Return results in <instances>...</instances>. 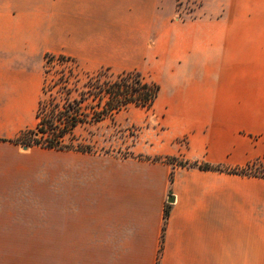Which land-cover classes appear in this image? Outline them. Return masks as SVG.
<instances>
[{"label":"crops","instance_id":"obj_1","mask_svg":"<svg viewBox=\"0 0 264 264\" xmlns=\"http://www.w3.org/2000/svg\"><path fill=\"white\" fill-rule=\"evenodd\" d=\"M46 53L149 75L148 142L12 141L35 126ZM165 157L264 165V0H0V264H264V170Z\"/></svg>","mask_w":264,"mask_h":264},{"label":"trees","instance_id":"obj_2","mask_svg":"<svg viewBox=\"0 0 264 264\" xmlns=\"http://www.w3.org/2000/svg\"><path fill=\"white\" fill-rule=\"evenodd\" d=\"M52 69L57 73L55 81L48 76ZM158 91L159 85L137 70L113 72L109 67H101L89 72L81 69L72 57L46 53L35 126L22 130L12 141L24 147L36 145L53 149H79L72 143L77 126L100 122L130 105L149 109ZM164 159L200 169L255 174L248 170L249 164L222 168L203 162H178L175 157ZM167 213L165 209L164 221Z\"/></svg>","mask_w":264,"mask_h":264},{"label":"rangeland","instance_id":"obj_3","mask_svg":"<svg viewBox=\"0 0 264 264\" xmlns=\"http://www.w3.org/2000/svg\"><path fill=\"white\" fill-rule=\"evenodd\" d=\"M80 68L89 72L94 71L84 67ZM111 70L118 72L113 68ZM51 71L48 76L52 81H55L57 73L53 69ZM142 75L152 80L149 75ZM157 120L150 110L130 105L100 122L77 126L74 130V140L72 142L75 147H79V149H74L75 153L95 155L132 154V143L148 142L150 134H153L152 128L158 124ZM177 161L182 162L179 159ZM248 170L263 172L264 165L255 166L254 163H251L248 165Z\"/></svg>","mask_w":264,"mask_h":264},{"label":"water","instance_id":"obj_4","mask_svg":"<svg viewBox=\"0 0 264 264\" xmlns=\"http://www.w3.org/2000/svg\"><path fill=\"white\" fill-rule=\"evenodd\" d=\"M172 198H169V200H171Z\"/></svg>","mask_w":264,"mask_h":264}]
</instances>
